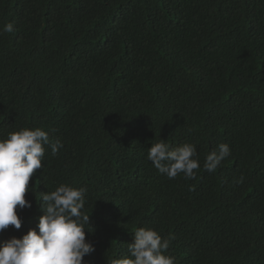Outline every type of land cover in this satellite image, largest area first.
I'll use <instances>...</instances> for the list:
<instances>
[{
	"label": "trees",
	"instance_id": "1",
	"mask_svg": "<svg viewBox=\"0 0 264 264\" xmlns=\"http://www.w3.org/2000/svg\"><path fill=\"white\" fill-rule=\"evenodd\" d=\"M26 127L63 147L45 145L0 242L68 184L86 189L85 264L127 256L139 227L177 264H264V0H0V139ZM160 139L195 145V178L153 167Z\"/></svg>",
	"mask_w": 264,
	"mask_h": 264
},
{
	"label": "clouds",
	"instance_id": "2",
	"mask_svg": "<svg viewBox=\"0 0 264 264\" xmlns=\"http://www.w3.org/2000/svg\"><path fill=\"white\" fill-rule=\"evenodd\" d=\"M13 24L4 25L2 31L13 32ZM160 139L148 149L147 159L160 174L174 179L183 173L195 178L200 167L196 147L185 143L176 148ZM45 145L55 156L63 143L50 141L41 128H21L0 139V231L9 226L20 229L22 220L18 209L31 208L26 200L29 181L43 166ZM231 155L228 144L221 143L216 151L205 157L204 170L213 173L222 161ZM86 189L61 184L54 191L41 193L39 200L43 215L35 228L22 238L15 236L0 242V264H85L84 257L95 251L86 240L90 216L85 213ZM92 229V228H91ZM170 239L153 228L139 227L134 242L128 245V255L113 259L111 264H177L176 258L167 255Z\"/></svg>",
	"mask_w": 264,
	"mask_h": 264
}]
</instances>
